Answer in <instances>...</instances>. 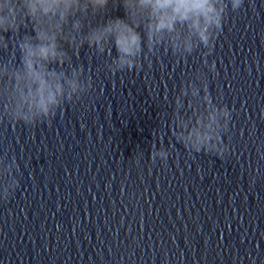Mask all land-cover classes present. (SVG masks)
Masks as SVG:
<instances>
[{
    "label": "clouds",
    "instance_id": "1",
    "mask_svg": "<svg viewBox=\"0 0 264 264\" xmlns=\"http://www.w3.org/2000/svg\"><path fill=\"white\" fill-rule=\"evenodd\" d=\"M244 0H0V120L33 126L51 121L65 105L78 102L93 91L84 79V66L72 58L87 46L107 57V71L115 75L139 72L150 57L162 51L181 59L198 49L211 55L221 34L226 10L242 7ZM110 4L124 16L108 14ZM101 23L91 18L102 15ZM113 48L115 55H113ZM71 52V54H70ZM209 73L214 62L203 61ZM70 69V70H67ZM187 107L190 115L181 112ZM195 101L196 108L192 107ZM232 109L211 98L207 74L194 73L174 99L172 134L190 153H213L218 158L230 151L222 133L232 119ZM259 153L260 150L257 149ZM169 152L152 145L150 157L166 161ZM264 159V155H261ZM14 159H0V200L7 201L19 181Z\"/></svg>",
    "mask_w": 264,
    "mask_h": 264
}]
</instances>
